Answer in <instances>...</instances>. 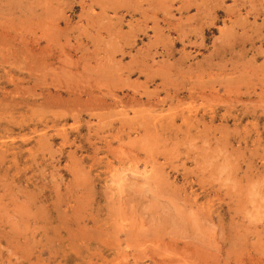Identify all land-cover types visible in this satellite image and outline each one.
<instances>
[{
    "label": "rangeland",
    "instance_id": "1",
    "mask_svg": "<svg viewBox=\"0 0 264 264\" xmlns=\"http://www.w3.org/2000/svg\"><path fill=\"white\" fill-rule=\"evenodd\" d=\"M105 1L0 0V264H264V0Z\"/></svg>",
    "mask_w": 264,
    "mask_h": 264
},
{
    "label": "bare ground",
    "instance_id": "2",
    "mask_svg": "<svg viewBox=\"0 0 264 264\" xmlns=\"http://www.w3.org/2000/svg\"><path fill=\"white\" fill-rule=\"evenodd\" d=\"M107 1V0H106ZM105 1V2H106ZM109 1V0H108ZM112 1V0H111ZM163 1V0H162ZM178 1V0H177ZM247 1V0H246ZM249 1V0H248ZM95 2V1H94ZM133 2V1H132ZM189 2V1H188ZM130 3V2H129ZM150 3H151V1H150ZM171 3V2H170ZM178 3V2H177ZM190 3V2H189ZM125 4V3H124ZM138 4V3H137ZM142 4V3H141ZM141 4H139L140 6H141ZM179 5H180V2L178 3ZM108 5V4H107ZM110 5V4H109ZM155 5V4H154ZM164 4H162L161 6H163ZM168 5V4H167ZM106 6V5H105ZM135 6V5H134ZM166 6V5H165ZM165 6H163L164 7V9L163 10H165ZM172 6V5H171ZM251 6V5H250ZM109 7V6H108ZM112 7V6H111ZM117 7V6H116ZM186 7V6H185ZM217 7V6H216ZM260 7V6H259ZM102 8H103V6H102ZM105 8H107V6L105 7ZM104 8V9H105ZM120 8V7H119ZM161 8V7H160ZM112 9V8H111ZM117 9V8H116ZM139 9V8H138ZM159 9V8H158ZM168 9V8H167ZM181 9V8H180ZM234 9V8H233ZM261 9V8H260ZM34 10V9H33ZM113 10V9H112ZM121 10V9H120ZM140 10V9H139ZM141 10H142V8H141ZM140 10V11H141ZM145 10V9H144ZM232 10V9H231ZM20 11V10H19ZM49 11V10H48ZM107 11H109V10H107ZM134 11V10H133ZM140 11H138V12H140ZM148 11V10H147ZM180 11V10H179ZM104 12V11H103ZM182 12V11H181ZM130 13V12H129ZM214 13V12H213ZM85 14H86V12H85ZM146 14V13H145ZM159 13H157V15H158ZM203 14V13H202ZM246 14V13H245ZM120 15V14H119ZM170 15V14H169ZM205 15V14H204ZM211 15V14H210ZM146 15H144V17H145ZM148 16V15H147ZM168 16V15H167ZM197 16H199V15H197ZM57 17H58V15H57ZM108 17V16H107ZM111 17V16H110ZM121 17V16H120ZM151 17V16H150ZM171 17V16H170ZM210 17V16H209ZM49 18V17H48ZM147 18H149V16L147 17ZM152 18V17H151ZM240 18H241V16H240ZM165 19V18H164ZM211 19V18H210ZM118 20H120V18L118 19ZM135 20V19H134ZM149 20V19H148ZM156 20V19H155ZM158 20V19H157ZM189 20V19H188ZM225 20V19H224ZM230 20H232V19H230ZM244 20V19H243ZM58 21V20H57ZM144 21V20H143ZM110 22V21H109ZM130 22H131V20H130ZM140 22V21H139ZM155 22V21H154ZM236 22V21H235ZM52 23V22H51ZM104 23H105V21H104ZM197 23V22H196ZM27 24V23H26ZM45 24H47V23H45ZM99 24H100V22H99ZM114 24V23H113ZM140 24V23H139ZM154 25H155V23H153ZM237 24V23H236ZM134 25H136V23L134 24ZM146 25H147V22H146ZM162 25V24H161ZM165 25V24H164ZM227 25H228V23H227ZM230 25V24H229ZM118 26V25H117ZM121 26V25H120ZM158 26V25H157ZM238 26V25H237ZM58 27V26H57ZM98 27V26H97ZM96 27V28H97ZM134 27V26H133ZM209 27V26H208ZM213 27V26H212ZM102 28V27H101ZM116 28V27H115ZM119 28V27H118ZM117 28V29H118ZM140 28V27H139ZM153 28V27H152ZM162 28V27H161ZM178 28V27H177ZM232 28V27H231ZM56 29V28H55ZM84 29V28H83ZM128 29V28H127ZM132 29V28H131ZM135 29H136V27H135ZM146 29V28H145ZM163 29V28H162ZM166 29V28H165ZM174 29V28H173ZM98 30H100V29H98ZM142 30V29H141ZM147 30H149V29H147ZM146 30V31H147ZM161 30V29H160ZM180 30V29H179ZM236 30V29H235ZM62 31V30H61ZM108 31V30H107ZM128 31V30H127ZM134 31V30H133ZM144 31V30H143ZM164 31V30H163ZM232 31V30H231ZM111 32V31H110ZM182 32V31H181ZM122 33V32H121ZM127 33V32H126ZM136 33V32H135ZM158 33H159V31H158ZM177 33H180V32H177ZM185 33V32H184ZM199 33V32H198ZM234 33V32H233ZM120 34V33H119ZM128 34V33H127ZM133 34V33H132ZM148 34H150V33H148ZM147 34V35H148ZM182 35H183V33H181ZM200 34V33H199ZM109 35V34H108ZM111 35V34H110ZM151 35V34H150ZM159 35V34H158ZM163 35V34H162ZM113 36V35H112ZM128 36V35H127ZM127 36H126V41H127ZM160 36V35H159ZM164 36V35H163ZM167 36H168V34H167ZM174 36V35H173ZM179 36H180V34H179ZM201 36V35H200ZM199 36V37H200ZM88 37V36H87ZM90 37V36H89ZM156 37V36H155ZM155 37H154V39H155ZM183 37H185V36H183ZM190 37V36H189ZM141 38V37H140ZM164 38V37H163ZM180 37H178V39H179ZM188 38V37H187ZM50 39V38H49ZM156 39H157V37H156ZM172 39V38H171ZM252 39V38H251ZM112 40V39H111ZM133 40V39H132ZM181 40V39H180ZM250 40V39H249ZM106 41V40H105ZM125 41V40H124ZM130 41V40H129ZM155 41V40H154ZM157 42H158V40H156ZM167 41V40H166ZM183 41V40H182ZM131 42V41H130ZM133 42V41H132ZM66 43V42H65ZM110 43V42H109ZM108 43V44H109ZM120 43V42H119ZM135 43V42H134ZM161 43V42H160ZM163 43V42H162ZM197 43V42H196ZM196 43H195V45H196ZM203 43V42H202ZM223 43V42H222ZM247 43V42H246ZM127 44V43H126ZM155 44V43H154ZM159 44V43H158ZM173 44H174V42H173ZM185 44V43H184ZM183 44V45H184ZM200 44V43H199ZM221 44V43H220ZM170 45V44H169ZM219 45V44H218ZM222 45V44H221ZM127 46V45H126ZM162 46H164V45H162ZM188 46V45H187ZM198 46V45H197ZM220 46V45H219ZM232 46V45H231ZM230 46V47H231ZM236 46V45H235ZM242 46V45H241ZM121 47H123V46H121ZM161 47V46H160ZM168 47V46H167ZM183 47V46H182ZM224 47V46H223ZM227 47V46H226ZM237 47V46H236ZM240 47V46H239ZM122 49V48H121ZM166 49V48H165ZM168 49V48H167ZM234 49V48H233ZM243 49V48H242ZM184 51V50H183ZM105 52V51H104ZM122 52V51H121ZM187 52V51H186ZM185 53V52H184ZM183 53V54H184ZM190 53V52H189ZM65 55V54H64ZM186 55V54H185ZM130 56V55H129ZM184 57H187V56H184ZM187 59V58H186ZM185 59V60H186ZM61 60V59H60ZM65 61V60H64ZM190 62V61H189ZM206 62V61H205ZM102 63H103V61H102ZM206 64V63H205ZM62 65V64H61ZM115 65V64H114ZM208 66H210V64L208 65ZM112 67V66H111ZM223 67V66H222ZM231 67V66H230ZM174 68V67H173ZM67 69V68H66ZM112 69V68H111ZM62 71V70H61ZM139 72H140V70H138ZM63 72V71H62ZM129 75V74H128ZM107 77H108V75H107ZM126 78V77H125ZM121 80V79H120ZM117 82V81H116ZM145 82V81H144ZM183 82V81H182ZM203 82V81H202ZM122 85V84H121ZM128 85V84H127ZM181 85V84H180ZM199 85V84H198ZM177 86V85H176ZM187 86V85H186ZM194 86V85H193ZM200 86V85H199ZM119 87V86H118ZM144 87V86H143ZM179 87V86H178ZM182 87L184 88V86L182 85ZM204 87V86H203ZM182 88V89H183ZM165 89V88H164ZM177 89V88H176ZM174 90H175V88H174ZM178 90H181V89H178ZM193 90H195L194 88H193ZM100 91V90H99ZM144 91V90H143ZM146 91V90H145ZM154 91V90H153ZM153 91H151V92H153ZM156 91V90H155ZM169 91V90H168ZM190 91V90H189ZM157 92V91H156ZM186 92V91H185ZM169 93V92H168ZM177 93V92H176ZM188 93V92H187ZM201 93V92H200ZM44 94V93H43ZM149 94H150V92H149ZM152 94V93H151ZM154 94V93H153ZM157 94V93H156ZM172 94H174V93H172ZM104 95V94H103ZM158 95V94H157ZM168 95V94H167ZM111 96V95H110ZM113 96V95H112ZM154 96V95H153ZM197 96V95H196ZM195 96V97H196ZM207 97V96H206ZM169 98V97H168ZM172 98V97H171ZM175 98H177V97H175ZM150 99V98H149ZM174 99V98H173ZM213 99V98H212ZM122 99H120V101H121ZM146 100H147V98H146ZM157 100V99H156ZM177 100V99H176ZM194 100V99H193ZM196 100H198V98L196 99ZM218 100V99H217ZM164 101V100H163ZM186 101H188V100H186ZM195 101V100H194ZM124 102V101H123ZM136 102V101H135ZM162 102V101H161ZM174 102V101H173ZM179 102V101H178ZM119 103V102H118ZM158 103V102H157ZM172 103V102H171ZM170 103V104H171ZM186 103V102H185ZM127 104V103H126ZM130 104V103H129ZM142 104H144V103H142ZM146 104V103H145ZM149 104V106H150V102L148 103ZM156 103H154V105H155ZM176 104V103H175ZM217 104V103H216ZM118 105V104H117ZM123 105V104H122ZM177 105V104H176ZM146 106V105H145ZM172 106V105H171ZM180 106H181V104H180ZM188 106V105H187ZM173 107H175V105L173 106ZM191 107V106H190ZM146 108V107H145ZM177 108V107H176ZM185 108H187L188 109V107H184V109ZM179 110H180V107H179ZM214 110V109H213ZM181 111V110H180ZM175 112V111H174ZM176 113H177V111H176ZM181 113V112H180ZM179 113V114H180ZM187 113V112H186ZM173 115H174V113H173ZM178 115V114H177ZM177 115H176V117H177ZM180 115H182V114H180ZM180 115H178V116H180ZM186 115H188V114H186ZM190 115V114H189ZM195 115V114H194ZM211 115V114H210ZM148 116V115H147ZM74 117V116H73ZM139 117V116H138ZM175 116H174V118H176ZM197 117V116H196ZM192 118V117H191ZM225 118V117H224ZM195 119V118H194ZM164 120V119H163ZM192 121V120H191ZM198 121V120H197ZM164 122V121H163ZM199 123V122H198ZM158 124V123H157ZM184 124V123H183ZM156 125V124H155ZM170 125V124H169ZM171 126V125H170ZM187 126V125H186ZM58 132V131H57ZM158 143V142H157ZM156 178V177H155ZM136 183H138V182H136ZM158 184V183H157ZM165 187V186H164ZM168 189V188H167ZM173 192V191H172ZM195 211V210H194ZM196 212V211H195ZM199 214H201V213H199ZM198 215V214H197ZM203 217V216H202Z\"/></svg>",
    "mask_w": 264,
    "mask_h": 264
}]
</instances>
